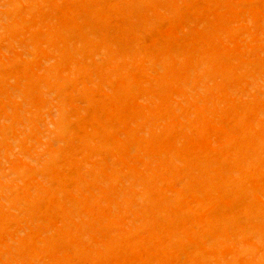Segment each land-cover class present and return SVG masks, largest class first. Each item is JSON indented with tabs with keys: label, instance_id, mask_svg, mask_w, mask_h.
Returning a JSON list of instances; mask_svg holds the SVG:
<instances>
[{
	"label": "bare ground",
	"instance_id": "6f19581e",
	"mask_svg": "<svg viewBox=\"0 0 264 264\" xmlns=\"http://www.w3.org/2000/svg\"><path fill=\"white\" fill-rule=\"evenodd\" d=\"M0 264H264V0H0Z\"/></svg>",
	"mask_w": 264,
	"mask_h": 264
}]
</instances>
